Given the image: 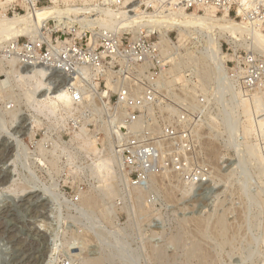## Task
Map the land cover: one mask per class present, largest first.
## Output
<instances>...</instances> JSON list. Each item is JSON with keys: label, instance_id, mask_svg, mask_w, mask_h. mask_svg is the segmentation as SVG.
<instances>
[{"label": "rangeland", "instance_id": "obj_1", "mask_svg": "<svg viewBox=\"0 0 264 264\" xmlns=\"http://www.w3.org/2000/svg\"><path fill=\"white\" fill-rule=\"evenodd\" d=\"M67 3L81 6L82 0H68ZM67 3L61 0L60 7L64 8ZM49 6H54L50 0L36 2L37 8ZM6 13L11 17L15 14H26L23 0L8 5ZM52 18L44 22L43 29L40 30L42 34L37 35V38L42 37L46 41L55 43L59 37L64 39L59 30L63 25L66 26L67 20H72L71 23L77 22L74 17L63 18L62 22L55 18V23H58L55 25ZM171 38L179 47L181 37L173 34ZM28 41L31 40L20 37L8 44H0V81H4V84L0 83V148L5 150H1L4 154L0 152V165L2 161L4 164L7 162L6 166L14 179L11 178V183H7V186H0V211L11 209L15 213L12 218L6 219L17 224V229L21 230L19 232L24 234L22 241L26 245V250L35 252L36 257L38 255V263L41 260L40 264H87V261H90L88 264H97L95 262H101L99 264H201L203 259L200 257L197 259L198 256L191 253L197 242L203 250L206 249L204 252L207 253L205 256L208 261L205 258V264H264V162L260 164L259 160L258 163L244 156L246 153L243 154V152L238 154L240 147L235 148L236 145H227L225 140L227 136L223 126L213 122L216 119L219 120L220 117L221 112H219L218 105L210 108L206 131L205 133L202 131L199 142L200 159L205 161L209 170L206 190L193 192V189L191 190L178 177L167 175L153 179L152 182L155 181L151 182V187L142 189L144 194L139 196L134 193L135 188L121 187L117 170L118 167L120 168V162L112 154L106 153L99 140L101 136L96 123L90 124L83 131L84 138L91 142L96 150L94 147L90 150L81 148V140H74V136L80 132L73 128L69 113L66 111L67 107L60 106L55 112L52 111L54 112L52 114L47 110L40 111L37 103L32 104L27 100L34 91V81L27 78L22 79L20 76L24 74L23 71L43 69L48 84L46 86L49 92V94L47 92V98L55 92L52 95L54 96L61 89L53 84V77L45 68L23 65L17 54L12 51V46L18 43L22 46ZM190 41L187 39L184 43L182 42L183 46L174 54L178 63H181V67L166 69L167 85L171 87V90H178V84L183 87L190 86L191 81H188L190 78L187 75L195 76L189 68L194 65L187 58L191 55L189 53L198 57L196 51H199V47L195 45L194 48ZM228 44L230 43L223 41L221 46L225 54L230 56L227 62L233 58V62L240 59L245 60L248 55L255 54L251 47L239 44L240 48L234 54L229 50ZM260 54L264 55L263 52ZM258 60L263 61L264 56L258 55ZM9 61H14L15 66H12ZM232 61L228 62L229 69L234 67ZM202 66L203 64H198L201 70H203ZM194 78L195 84L206 91L210 89L214 80V76L206 78V86L204 85L205 88H203L199 84L201 83L199 78L196 76ZM260 78L263 82L253 89L255 91L246 90L239 85L235 86V91L239 97L237 102L244 97L253 106H250L253 132L249 142L257 145L260 153L264 154V108L257 109L252 103L257 89L258 94L264 96V70ZM249 90L251 92H248ZM61 91L65 94V91ZM170 95V99L174 101L175 96ZM215 95L212 92L211 99H214ZM35 98L39 99V93L35 94ZM235 98L230 100L236 103ZM176 99L177 101L174 102L177 104L183 102L182 99ZM213 102L210 100V106ZM165 103L164 107L167 106V110L170 108L172 112L175 111L176 106L173 102L166 101ZM229 108L228 112L234 113V117L238 119V116H235L236 112H231L235 110H232L233 106ZM20 113H22L21 116L18 115ZM245 117L243 115L239 117L243 125L238 134L241 138H238L236 134L237 144L245 141L242 132L243 126L248 125ZM31 119H33L32 123ZM27 121L29 123H26ZM5 144L21 145V147L15 146L7 150ZM211 150L215 153L214 155H211ZM107 156H112L116 164L112 169L115 175L112 176L113 173L110 172V175L112 174L110 178L114 180L109 181L107 172L102 168H97L101 166L103 157ZM243 156L242 162L241 157ZM234 163H237V166H234ZM103 176L107 177L104 179L110 184V188L106 187L107 182L101 180ZM45 188L46 191H44ZM111 188L113 192L108 194ZM31 191H38L39 195L48 199L45 200L46 208L35 214L31 213L20 201L25 193ZM88 196L95 198H93L95 202L92 203L93 205L89 204L91 205L89 208L88 204L86 205ZM219 217L226 222V225L228 223L225 232H220L216 227ZM6 219H3V226L7 225ZM202 222H205V225ZM196 223L202 226L198 227ZM201 228L203 229L200 230ZM36 231H41L40 234L44 236L41 237ZM47 242L48 245H46ZM188 244L192 247L190 248ZM19 250L20 247L13 245L7 234H0V264H13L12 257L15 253H19Z\"/></svg>", "mask_w": 264, "mask_h": 264}, {"label": "built area", "instance_id": "obj_2", "mask_svg": "<svg viewBox=\"0 0 264 264\" xmlns=\"http://www.w3.org/2000/svg\"><path fill=\"white\" fill-rule=\"evenodd\" d=\"M147 2L105 1L114 10L135 15L139 23L134 31L69 20L59 30L64 39L59 37L53 43L40 37L22 46L18 43L12 51L23 65L45 68L53 77V84L70 96L66 111L75 130L82 132L90 124H97L106 153L120 162L117 170L121 187L148 189L153 179L170 175L178 177L193 192L205 191L209 170L200 159L199 142L202 131H206L209 110L218 105L219 112L228 113L236 85L253 90L262 83L264 60H258V55H264L252 47L254 55L230 60L234 63L232 69L228 68L230 61H226L224 67L217 68L208 91L195 84L193 74L187 75L190 86L178 84V90H171L166 69L176 67L178 60L174 52L167 53L160 42L161 28L150 20L179 10L202 13L214 8L216 15L227 11L233 20L246 21L264 32V0ZM173 34L178 33L172 31L167 36L171 41ZM191 41L195 48V40ZM228 45L234 54L240 48L233 43ZM212 92L216 94L214 99ZM170 94L175 96V102L176 98L183 102L175 103ZM210 100L214 101L211 106ZM166 101L176 106L174 113L164 107Z\"/></svg>", "mask_w": 264, "mask_h": 264}, {"label": "bare ground", "instance_id": "obj_3", "mask_svg": "<svg viewBox=\"0 0 264 264\" xmlns=\"http://www.w3.org/2000/svg\"><path fill=\"white\" fill-rule=\"evenodd\" d=\"M19 1L20 0H0V9H2V12H0V44L1 43H5V44L7 43L8 44V42H10V41L12 42V40H16V39H18L20 37H26V38H28L31 41L35 40L38 37L37 35L40 36L42 34L40 30L43 29L44 22L46 20L52 18V17L54 18V20H55V18L58 19V21H61L63 18L68 19L69 17H74V19H76L77 22H88V24L90 26H101L102 27L104 25L106 27H111V28L112 27H116V28H119V29L131 28V29H133V31L135 30V27L138 26V23H139L137 20H135V18H134L135 15H128L122 9L114 10L108 4L105 3L106 0H82L81 6L77 5V4L72 5L70 3H67L68 0H62V1H65L67 3V5L64 8L60 7V1L61 0H50L51 4H53L54 6L43 7V8H37L36 7V2L38 0H23V5H25L27 13L24 14V15L15 14L13 17L8 16V14L6 13L7 12V6L11 5L13 3H17ZM149 3H150V0H148L147 5H149ZM74 19H73V21H76ZM154 21L159 26V28H161V30H162L161 31L162 32V39H161L160 42H161V44H163L164 47L167 48V50H168L167 53L170 52V51L174 52V53L178 52L179 49L183 46V43L187 39L195 40L194 44L197 45L196 47H199V51H196V52L198 53V55L200 57L198 56L199 57L198 58L196 55H193L192 53H189L191 55H190V57L188 55L187 59L194 65V66H189V68H191V70L193 71L194 75L199 78V80L201 82L199 84L202 85L203 88H205L204 85L206 86V83H205L206 80L209 79V77L211 78V77H213L216 74L217 68H219V66H223L224 67L225 62L227 61L228 58H230L229 55H226L225 52L224 51L222 52V50H221V46H222V42L223 41H225L227 43H230V44L234 43L237 46L239 44L240 46H249V48L250 47L251 48L254 47V48L259 49L260 51H262L264 53V32H262V30H260V29L250 27L246 23V21L245 22H239V21L233 20L232 18H230L228 16L227 11L223 12L222 15H216V9H214V8H206V9H204L202 11V13L198 12L197 10H195L194 12H187V11L179 10V11H176V12L165 14L162 18H156V19H151L150 20V22H154ZM63 23H65V22H63ZM56 24H58V23H55V25ZM59 24H61V23L59 22ZM56 28H58V27H56ZM59 28H61V26ZM172 31H176L178 33V35L181 37L180 38L181 40H180V46L179 47L167 37L168 34L170 32H172ZM48 39H50V38H48ZM194 56H196V57H194ZM9 62H10V64L12 66H15L14 65L15 64L14 61H9ZM187 63H185V65H188ZM198 64L199 65L203 64V66H202L203 70H201L198 67ZM176 67L180 68L181 67V63H178L176 65ZM22 70H23V68H22ZM42 70H39V69H35L34 70V69H32V71H30V72L28 70H27L28 72L23 71L24 74L22 73L23 75L20 76V77H22V79L27 78L28 80L34 81V86H33L34 87L33 88L34 91L29 95L27 100L31 101L32 104L37 103V106H38L40 111L47 110V111H50V112H52V111L55 112V110H57V108L60 107V106H62L63 108L68 107L69 104H71V99H70V96L66 92L64 94L62 91L60 92V90H59V92L56 93L54 96H52V95L55 92L51 93L52 95L49 96L48 98L46 97L49 94V92L47 91V87H46L48 84H47V81H46L47 79H45V76H46V75H44L45 72L43 73ZM15 71H16V69H15ZM181 77H183V75H181ZM177 80H179V79H177ZM6 81H8V80H6ZM0 83L4 84V81H0ZM6 83H8V82H6ZM28 83L26 84L27 86H28ZM24 84H25V82H24ZM47 92H48V94H47ZM38 93H39V99H36L35 98V94H38ZM27 94H28V92H27ZM234 95H235L234 97H236L235 98L236 99V103L233 102L232 110L235 109L236 111L234 110V111H231V112H236L238 115H236V113H235V116H238V119H236L234 117V113L230 114L229 112L227 113L226 111H222V112H224V114H222V112H221V116H220L221 118L218 116L219 120L216 119L213 122L217 123V124L219 123L220 126H223V129L225 130V133H226V136H227V139H225L227 141V143H228L227 145H236L235 148L236 147L237 148L240 147V149L238 148L239 150L236 149V151L238 150V154L240 152H243V154L246 153V155L244 154V156H248L250 159L256 160V162H258V160H259L260 164H262L264 162V154L260 153L259 148H258L257 145L251 144V142H249L250 136H251V134L253 132V124H252L253 123V119L251 117L252 114H251V109H250L251 104L248 101H246L247 99L245 100L244 97H243L244 100L242 99L240 102L239 101L237 102V98H239V97H237V93L235 91H234ZM238 95H239V93H238ZM255 95L256 96H254V94L252 95V96H254V98L252 97L253 100L251 99L253 101L252 103H254V105L256 106L257 109H260L261 107L264 108V96H261L260 94H255ZM26 104H28V103H26ZM33 107L35 108V106H33ZM251 107H253V106H251ZM54 112H52V114ZM21 114L22 113H20L18 115L21 116ZM242 115L244 117L246 116L245 118H247V122H248L247 124L248 125L247 124H246L247 126L244 125L243 126V131H242L243 135H244V138H245V141H243V142L240 141L237 144L236 141H238V140H236L235 138L237 136H239L238 134H239V132H241V128H242L243 124L241 123L239 117H241ZM26 117H28V116H26ZM26 117H23V118H26ZM15 118H16V116H15ZM32 120L33 119H31V123H32ZM21 122H22V120H21ZM26 123H29V122L27 121ZM33 123H34V121H33ZM31 128H33V127H31ZM236 134H237V136H236ZM84 135L85 134L82 131V132H80V133H78V134H76L74 136V140L75 139L81 140L80 141L81 148H86V149L89 148V150L90 149H94L95 148L94 145L91 142H88L86 140V138H84ZM238 138H241V137L239 136ZM75 141H73V142H75ZM4 143H5V141H4ZM6 144H5V147L7 148V150H11V148H15V146H17V147L19 146V145H11V144L10 145H6ZM2 147L4 148V146H2ZM19 147H21V145ZM39 148H40V146H39ZM241 148H243V150H241ZM1 150L2 149L0 148V152L1 153H2V151H5V150H2V151ZM95 150H96V148H95ZM95 150H93V152ZM40 152H41V150H40ZM2 154H4V153H2ZM214 154L215 153L211 150V155H214ZM244 156L241 157V159L243 158L242 162L244 160ZM113 157L112 156L103 157V160L101 162V166L97 167V168H102V169H104L107 172V176L109 177L108 181L110 179H112V178H110L111 175H112V174L110 175V172L113 173L112 176L115 175L114 172H112V169L116 165L114 158L116 160L118 158H116V157L113 158ZM3 160L5 161V159H3ZM99 161H101V159ZM242 162H240V163H242ZM237 163L239 164V162H237ZM237 163H234V166L235 165L237 166ZM6 164H8V163L6 162L4 164L3 161H2L1 165H0V186H2V187L5 186L7 183L9 184V182H10V180L12 178L11 177V172L9 171L8 167L6 166ZM110 169H111V171H110ZM13 177H14V175H13ZM104 177H105V179H107L106 176H103V179H101V180L107 182L104 179ZM112 180H114V179H112ZM154 181L152 183H154ZM109 185H110L109 183H108V186L106 184V187L110 188ZM46 188H45L44 191H46ZM21 189H23V188H21ZM43 189H44V187H43ZM41 191H42V189H41ZM108 191H110V190H108ZM112 192L113 191H112V188H111V191L108 194H112ZM114 193L116 194V192H114ZM134 193H136L139 196L144 194L143 190L140 189V188H135L134 189ZM45 194H46V192H45ZM93 198L92 197L89 198V196H88V200L86 201V205L88 204V208L91 206V205L89 206V204H92V203L95 202V200H94L95 198L94 199ZM45 200H48V199L43 197V195L42 196L39 195L38 191H31V192L25 193V195L23 196V198L20 201L22 202V205L26 206V208H28L31 213L35 214V213H38L40 210H43V209L46 208V204L47 203L45 204ZM81 206L84 207L83 205H81ZM14 215H15V213L11 209H7L6 211H4V209H3L2 211H0V234H7L9 239H10V242L13 245L18 246V248L20 247L19 253H15L13 255V257H12L13 264H35V263H38V260H37L38 255L36 257V255L34 254L35 252L32 253L30 250H26V245L22 241V237H23L24 234L20 233L21 230L17 229V224L12 223V222H10V221H8L6 219V218H12ZM42 215H44V214H42ZM3 219H6L8 221L6 226H3ZM213 222H215V221H213ZM199 223L198 224L196 223V224L199 225ZM227 225H228V223H227ZM227 225H226V222L220 217H219V219L216 222V227L218 228V230H220V232L221 231L225 232L227 230V228H228ZM200 226H202V225H199L198 227H200ZM203 228H204V226H203ZM203 228H201L200 230H202ZM211 228H212V226H211ZM36 230H37V228H36ZM197 231H198V229H197ZM36 232H37V234L41 233V231H36ZM33 233L35 234L34 231H33ZM193 233H195V232H193ZM202 233L204 234V232H202ZM214 233H215V231H214ZM232 233H234V232L232 231ZM40 236L43 237L44 235L40 234ZM26 237H28V236H26ZM187 240L190 241V239H187ZM217 240H218V237H217ZM185 243H187V242L185 241ZM190 243H192V242H190ZM205 243H206V241H205ZM48 244L49 243L47 242L46 245H48ZM195 244H197V245L194 248H192L193 250L191 251V253L196 255V256H198L197 259L199 257L202 258L203 260L201 261L202 262L201 264H205L204 263V259L207 257V256H205V255H207V253L204 252V250H206V249L204 248V250H203V248H201V246H199V244L197 242ZM191 247L192 246H190V248ZM46 249H45V252H44L45 254H46ZM185 249H187V248H185ZM188 251H189V249L187 250V252ZM152 254H154V253H152ZM188 256H189V254H188ZM192 258H194V257H192ZM211 258H212V256H211ZM12 261H11V263H12ZM96 261H97V259H96ZM207 261H208V259H207ZM40 262H41V260H40ZM40 262L38 264H40ZM42 262H45V261H42ZM88 262H90V261H87L86 263L88 264ZM95 263L99 264L101 262H99V263L95 262ZM198 263H200V262H198ZM207 263H209V262H207Z\"/></svg>", "mask_w": 264, "mask_h": 264}]
</instances>
